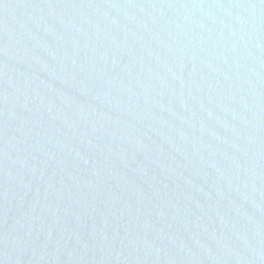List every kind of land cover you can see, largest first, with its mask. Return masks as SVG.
Listing matches in <instances>:
<instances>
[{"label": "water", "instance_id": "obj_1", "mask_svg": "<svg viewBox=\"0 0 264 264\" xmlns=\"http://www.w3.org/2000/svg\"><path fill=\"white\" fill-rule=\"evenodd\" d=\"M0 264H264V0H0Z\"/></svg>", "mask_w": 264, "mask_h": 264}]
</instances>
